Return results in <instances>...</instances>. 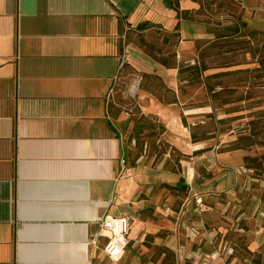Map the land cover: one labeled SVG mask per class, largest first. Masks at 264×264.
Wrapping results in <instances>:
<instances>
[{"label":"crops","instance_id":"1","mask_svg":"<svg viewBox=\"0 0 264 264\" xmlns=\"http://www.w3.org/2000/svg\"><path fill=\"white\" fill-rule=\"evenodd\" d=\"M203 11V0H0V264H264V172L247 164L260 144L221 150L236 121L191 133L235 104L217 115L205 77L223 69L200 71L202 50L262 29ZM136 72L133 117L108 93ZM122 215L129 242L111 258L101 221Z\"/></svg>","mask_w":264,"mask_h":264},{"label":"trees","instance_id":"2","mask_svg":"<svg viewBox=\"0 0 264 264\" xmlns=\"http://www.w3.org/2000/svg\"><path fill=\"white\" fill-rule=\"evenodd\" d=\"M206 4V3H205ZM178 11L179 17H184L186 11L180 10L178 5H174ZM209 7V6H207ZM221 16V15H219ZM226 16V15H222ZM232 16V15H230ZM236 18V17H235ZM245 24V23H244ZM180 24L177 25V30L179 29ZM175 36H179L178 34H174ZM250 54L253 58L251 63L256 64L255 66H244L242 65L249 64L247 61L246 55ZM241 57L242 61H237V63H232V59L236 57ZM202 62L200 65V71H206L213 66L217 68L223 69L220 72L209 74L205 77L207 82V89L213 99L214 107L217 111V115H221L224 110L223 107L225 104L230 103H239L241 101H247V108H256L260 105V101L250 103L251 95L248 94V91H244L245 88H250L251 80H255L259 82L260 80H264V30H252L248 29L245 31L243 37L239 40H235L233 42H221L208 46L203 49L201 52ZM211 59V60H210ZM210 61V63L208 62ZM168 65L176 64L173 63H165ZM237 67V68H236ZM235 68V69H231ZM226 69V70H225ZM144 80V78H143ZM237 83V86L230 85ZM143 84V81H142ZM142 86V85H141ZM217 86L221 89L216 90ZM264 87V86H263ZM236 89V91L234 89ZM239 88H244L240 93ZM249 101V102H248ZM111 112V110H110ZM140 114L139 110H137V115ZM258 120L264 118V112L261 111L257 113ZM243 115L228 117V118H220L218 119V125L215 122H209L205 125H194L191 126V133L193 141L197 142L201 138L209 137L211 134L214 135L218 130L225 131L231 127L228 122L237 121L242 118ZM139 122L145 121V117L140 115ZM151 128L162 129L159 125L153 124L152 122L149 124ZM234 129V132L238 135V137L225 146H221V150H234V149H243L250 148L256 146L263 142V138L261 137L262 130H260V125H254L253 121L251 123L244 122L241 125H234L231 127ZM137 144L140 145V142L137 141ZM172 153L176 151L174 147L171 148ZM168 150V144H160L157 146V151L159 154L165 153ZM247 160H251L250 163L247 164L252 167L255 173H263L264 172V155L261 158L253 159L251 157H247ZM167 186L174 190V188H178L177 186H173L167 184ZM181 193L184 195L188 194V187L183 186L180 188ZM169 257H172V253H168Z\"/></svg>","mask_w":264,"mask_h":264},{"label":"rangeland","instance_id":"3","mask_svg":"<svg viewBox=\"0 0 264 264\" xmlns=\"http://www.w3.org/2000/svg\"><path fill=\"white\" fill-rule=\"evenodd\" d=\"M205 1L206 5L209 6L208 9L211 11L210 14H206L205 11H203L202 19L213 23V21H217L216 19H213L214 15H232L240 20L241 23H250L251 27L258 28L264 30V0H203ZM211 4L213 6H211ZM196 28L197 34H203L204 31V25H198L194 27ZM202 29V32H201ZM210 34V33H209ZM247 61H249V64L244 66H255L256 64L251 63L253 61V58L250 54L246 55ZM232 63H237V61H242L241 57H236L232 59ZM136 75H130L127 79H125L124 82H121L120 86L118 87V93L114 99V101L111 102V104L116 107L117 109H121L122 111H125L132 115L133 117H137V110L139 109V91L140 88L133 94L129 93L128 90L130 88L131 82L138 79V77H142V73L136 72L134 73ZM143 81V78H142ZM141 81V85H142ZM230 85L237 86V83L234 81L233 84L229 82ZM250 88L246 89L244 91H248V94L251 95L250 103L258 102L260 101V107L261 108H251L249 111L241 112L239 103H235L234 105L228 106V108H231L232 110L227 111V114H230L233 116L242 115L244 113L247 115V118L245 122L251 123L253 121L254 125H260V130L264 131V118H261L258 120V114L261 111L264 112V80H260L259 82L255 81L254 79L251 80V83L249 84ZM234 89V88H233ZM236 91V89H234ZM242 91V88H239L240 93ZM204 93L199 94L197 97L202 100L200 103H206L208 100H206ZM249 102V101H248ZM226 106L223 107V112L228 109ZM139 115V114H138ZM204 119L207 121V123L213 121V118L211 119L208 115H204V117L197 118L195 121H199ZM234 125H241L244 122L236 121L234 122ZM261 137L263 138V142L256 146L253 150L252 157L253 159L261 158L262 155H264V132H262ZM154 139V138H152ZM128 140V139H127ZM134 144V143H133ZM131 145L129 141H127V147L129 149H135L134 145ZM168 144V143H166ZM168 151L172 152L171 146H168ZM176 156V155H175ZM248 163L251 162V160H247Z\"/></svg>","mask_w":264,"mask_h":264},{"label":"built area","instance_id":"4","mask_svg":"<svg viewBox=\"0 0 264 264\" xmlns=\"http://www.w3.org/2000/svg\"><path fill=\"white\" fill-rule=\"evenodd\" d=\"M141 81L142 77H138V79L131 82L128 92L131 94L135 93L140 88ZM117 93L118 90L113 83L108 93L110 102L114 101ZM101 227L103 230H106L110 233L109 239L104 249L105 253L111 258H115L128 245V236L131 228V217L129 215L106 216L101 221Z\"/></svg>","mask_w":264,"mask_h":264}]
</instances>
